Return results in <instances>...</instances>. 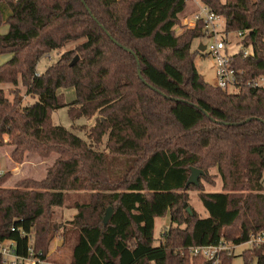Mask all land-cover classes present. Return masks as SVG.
<instances>
[{
    "label": "trees",
    "instance_id": "trees-1",
    "mask_svg": "<svg viewBox=\"0 0 264 264\" xmlns=\"http://www.w3.org/2000/svg\"><path fill=\"white\" fill-rule=\"evenodd\" d=\"M188 1L0 0V25L9 27L0 55H11L0 83L21 80L37 99L24 106L18 91L10 101L0 89V147L13 146L18 163L27 153L58 154L40 181L4 188L6 173L0 177V242L47 261L52 242L59 237L64 246L72 233L69 264H208L189 248L240 244L264 232V90L248 85L264 76V0H201L228 34L245 32L232 59L244 71L237 93L207 83L195 65L202 21L178 35ZM74 43L37 74L42 57ZM61 89H73L75 99L62 102ZM62 107L73 121L98 116L86 139L54 123ZM106 136L108 154L95 151ZM211 168L223 191H199L209 214L201 218L189 207V192L199 187L187 183L193 169L205 177ZM71 192L89 193V202L74 206L67 227L55 209ZM168 213L157 246L155 221ZM242 256L264 264V246ZM234 257L222 253L221 264Z\"/></svg>",
    "mask_w": 264,
    "mask_h": 264
},
{
    "label": "rangeland",
    "instance_id": "rangeland-1",
    "mask_svg": "<svg viewBox=\"0 0 264 264\" xmlns=\"http://www.w3.org/2000/svg\"><path fill=\"white\" fill-rule=\"evenodd\" d=\"M224 1V0H222ZM203 2L201 0H189L187 3V8L184 14L181 15L180 25L177 26L178 35L183 33L187 29L194 28L196 25L195 16L202 7ZM222 25L225 24L224 19H220ZM9 30L8 25H0V34H6ZM222 36L228 40V53L232 56L240 50L239 40L236 33L228 34L227 37L225 33H222ZM209 42L206 38L196 39L192 44V52L195 54V65L199 73L203 76L204 80L211 84L216 85V69L214 59L207 55L205 51H200V44H207ZM77 44H70L64 49L59 51H54L49 55L42 57L37 65V74H42L45 70L53 63L57 62L62 53L68 50L75 49ZM199 51V54L196 51ZM80 53L74 54V59L76 57L80 58ZM11 58V55H0V65L6 63ZM0 89L4 91L5 96L13 101L15 96L13 91H18V96L22 99V105L26 106L36 102V98L26 95V88L23 86L21 80L17 86L12 84L0 83ZM62 102L67 104L71 103L75 99V91L73 89H61L59 91ZM98 116H94L91 119L80 118L75 121L70 119L68 114V107H62L52 113V120L56 125L62 126L69 131H72L76 135L86 139L85 131L91 128L97 119ZM82 128V129H81ZM84 129V130H83ZM7 139V138H6ZM106 140L107 136L104 138L102 144L95 145L88 140L90 144L93 145L95 151L106 152ZM11 149V153L15 149L13 146L5 144L0 147V171L6 173V181L2 187L4 188H13L18 183L25 180H35L40 181L46 177L48 169L54 164L55 160L58 158V154H52L49 158L43 159L38 154L27 153L25 159L22 163L15 162L8 157L6 152L8 149ZM105 154V155H106ZM112 155V154H111ZM11 156V154H10ZM107 156V155H106ZM109 156V155H108ZM107 156V157H108ZM198 190L192 189L189 192V207L196 211L201 218H207L209 216L207 210L205 209L203 203L199 198V191L203 192H221L223 191V182L221 177L218 174L216 168H211L207 175L201 176L198 184ZM89 202V193L85 192H71L67 196L65 205L62 208H56L55 221L68 225L69 221L74 219V216L78 213L77 209H73L74 206L79 203H88ZM112 208V207H109ZM108 208V209H109ZM107 209V210H108ZM113 209V208H112ZM107 211L104 212L103 217H105ZM163 224V225H162ZM162 225V226H161ZM170 226V215L163 218H158L156 220V229L155 236L161 237L163 229H167ZM163 228V229H162ZM75 242V236L71 233L68 235L66 243L64 246H61V238L57 237L50 246V251L47 258V264H69L72 257V248ZM157 245L159 243L156 242ZM248 246H240L235 249V257L232 259L231 264H245V258L242 256L243 251L249 250ZM251 264H256V259L251 262Z\"/></svg>",
    "mask_w": 264,
    "mask_h": 264
},
{
    "label": "built area",
    "instance_id": "built-area-1",
    "mask_svg": "<svg viewBox=\"0 0 264 264\" xmlns=\"http://www.w3.org/2000/svg\"><path fill=\"white\" fill-rule=\"evenodd\" d=\"M220 19V16L205 5L199 8L195 16L196 22L199 20L203 22L204 38L209 40V42L204 45V51L215 61V76L217 81L215 86L228 93H237L240 89L241 78L244 71L235 68L232 63L233 57L239 51L232 56L228 53V40L222 36V33H225L227 37L228 33L225 30V24L222 25ZM236 34L237 37L240 38L239 42L245 36V32L242 31ZM243 53L244 57H248L250 55V49H244ZM248 85L254 89L264 90V76L250 80ZM3 175L4 173L0 171V177ZM240 246H248L253 250L259 249L264 246V232L251 234L248 240L240 244L220 241L216 245L192 246L189 248V252L193 256L205 258L208 264H221L220 255L222 253H234L235 249ZM0 256L4 264H47L46 260H42L40 257L36 256L33 251H30L27 257L19 255L17 253L16 243L10 240L0 242Z\"/></svg>",
    "mask_w": 264,
    "mask_h": 264
},
{
    "label": "water",
    "instance_id": "water-1",
    "mask_svg": "<svg viewBox=\"0 0 264 264\" xmlns=\"http://www.w3.org/2000/svg\"><path fill=\"white\" fill-rule=\"evenodd\" d=\"M204 50H205V47H204V46H201V47H200V51H204ZM78 60H79V58L76 57V58L72 61L71 65L76 64ZM137 62H139L138 59H137ZM138 72H139V76H140V78L143 79V78H142V75H141L140 65H139V68H138ZM144 83H145L146 85H148L146 81H144ZM150 87H151V86H150ZM151 88H153V87H151ZM203 175H204V172H203V171L198 170V169H193V170H192L191 177L189 178V181H188V183H187V186H189V185H198V184H199L200 177L203 176ZM189 210H190V209H189ZM112 214H113V209H112V208H109V209L107 210V213H106V215H105V217H104V220H103V221H104V225H107V224H108V222L110 221V219H111V217H112Z\"/></svg>",
    "mask_w": 264,
    "mask_h": 264
},
{
    "label": "crops",
    "instance_id": "crops-1",
    "mask_svg": "<svg viewBox=\"0 0 264 264\" xmlns=\"http://www.w3.org/2000/svg\"><path fill=\"white\" fill-rule=\"evenodd\" d=\"M198 11H199V10H198ZM201 46H204V45H203V44H200V47H201ZM6 154L8 155V157H10V154H11V149H10V148L8 149V151L6 152ZM157 219H158V218H157ZM157 219H156V220H157ZM162 225H163V224H162ZM162 225H161V226H162ZM155 226H156V221H155ZM155 229H156V227H155ZM162 229H163V228H162ZM160 234H162V235L164 234V229H163V232H162V233L160 232ZM155 238L157 239L156 242L159 243V245H160V243H161L160 238H161V237H159V236L156 237V236H155ZM156 245H157V244H156ZM157 246H158V245H157ZM234 253H235V252H234Z\"/></svg>",
    "mask_w": 264,
    "mask_h": 264
}]
</instances>
